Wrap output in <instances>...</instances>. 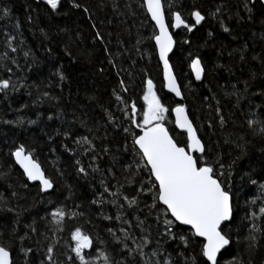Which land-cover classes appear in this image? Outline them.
Returning <instances> with one entry per match:
<instances>
[{
	"label": "trees",
	"instance_id": "1",
	"mask_svg": "<svg viewBox=\"0 0 264 264\" xmlns=\"http://www.w3.org/2000/svg\"><path fill=\"white\" fill-rule=\"evenodd\" d=\"M161 2L170 28L173 11L181 13L189 24H194L189 15L193 9L204 16L192 32L183 27L173 32L175 46L169 61L182 93L180 102L163 88L160 62L150 39L154 24L143 0H74L82 5L79 8L60 0L56 12L43 0H0V9L6 7L9 12L7 17L0 16V78H10L17 86L16 91L0 92V196L20 213L17 218L15 212L0 210V243L7 242L13 264H49L45 253L54 226L46 213L61 204L69 214L53 242L56 264L75 260L70 233L76 227L92 241L83 251L98 255L99 248L111 256V264H155L164 258H170L172 264H185L189 254L197 255L195 245L186 248L178 239L160 236L163 221L157 220V210L148 207L151 195L137 192L141 180L144 187H152L147 173L127 182L131 172L124 166L135 171L139 161L131 133L139 131L123 112L130 111L126 104L131 103L142 111L140 97L146 79L153 81L154 91L167 109L163 123L176 142L186 144L185 133L175 128L171 116V108L180 103L201 139L206 158L212 161L219 156L226 177L228 164L235 161L228 186L235 208L230 234L238 240L221 250L218 264L237 255L243 264H264V232L251 251L245 250L243 240L247 201L254 199L252 207L258 209L264 198L258 192L264 182V135L253 134L246 123L253 109L258 117H264V97L259 95L264 91V6L259 0H247L252 9L249 19L241 6L244 0ZM237 13L243 19L238 21ZM221 20L228 32L220 27ZM97 33L102 40L95 38ZM6 35L13 36L16 51L5 44ZM24 52L29 55L25 57ZM193 56L201 59L204 68L199 81L190 70ZM57 68L65 76L62 81L54 74ZM236 90L240 98L231 94ZM43 92L54 99L43 97ZM105 109L113 123L108 122ZM17 117L23 123H4ZM28 120L35 123L28 124ZM124 128L129 129L128 135ZM78 137H87L92 148L85 151L87 144L77 145ZM21 144L32 150V158L53 182L50 191L40 192L39 184L29 182L15 164L10 152ZM79 167L86 172L79 173ZM125 196L136 197L138 204L129 206ZM26 224H31L35 233L31 227L26 229ZM261 227L264 229V223ZM184 233L190 236L186 226ZM141 236L150 241L144 246L143 260L139 255L128 256L121 244L134 248L132 237L139 242ZM21 247L29 250L27 256ZM154 250L160 254L152 256ZM187 264H193L190 258Z\"/></svg>",
	"mask_w": 264,
	"mask_h": 264
},
{
	"label": "snow or ice",
	"instance_id": "2",
	"mask_svg": "<svg viewBox=\"0 0 264 264\" xmlns=\"http://www.w3.org/2000/svg\"><path fill=\"white\" fill-rule=\"evenodd\" d=\"M43 2L52 12L58 11L60 0H43ZM169 2L171 4L172 0H169ZM68 3L72 7H82V5L74 3V0H68ZM259 3L261 6H264V0H259ZM142 6L147 16L154 23V30L150 39L155 42V51L159 62L163 66L164 87L179 96L181 93L177 89L176 81L171 75L172 70L168 59L169 52L173 49L174 41L165 21L161 0H143ZM241 6L249 14L250 19L252 9L248 7L247 0H244ZM219 11L220 8L218 7L217 12ZM8 15L9 12L6 7L0 9V16L7 17ZM189 15L194 24L186 22L182 18L181 13L176 11L171 12V28L183 27L188 32H192L194 27L200 25L204 20V16L199 10L193 9ZM212 15L215 16L216 13H212ZM236 15L238 21L243 19L239 13ZM15 27H18V25H15ZM220 27L225 32L229 31L228 28L224 27V21L222 20L220 21ZM208 35L211 36L212 33H208ZM95 38L102 40L99 33H97ZM12 42L13 36L6 35L5 44L7 47L12 48ZM137 43H140V41L138 40ZM184 43L187 44L189 41L185 40ZM12 51H16V49L12 48ZM105 51L107 52V49ZM28 55V52H24L25 57ZM113 66L115 67V65ZM190 67L195 79L201 80V75L204 71L201 59L193 56ZM54 74L61 81L65 79L60 68H57ZM245 85L246 91L247 82H245ZM233 88H235V85H233ZM9 90L16 91V84L10 78H0V92L7 94ZM231 94L240 98L239 90L233 91ZM259 95L264 97V91H261ZM42 96L47 99H54V97L49 96L48 92H43ZM37 99H40V97H37ZM117 99L119 100L120 97L117 96ZM140 99L143 101L142 111L135 103H131L126 104V108H130V111L123 112L131 125L139 130L138 134L135 132L131 133L133 151L139 156V161L136 163L135 171H132L130 165L124 166L125 171L131 172V176L127 178V182L132 183L133 176L139 177L142 172L147 173V183L152 187H144V181L141 180V187L137 189V192L138 194L147 192L151 195L152 203L148 207L157 210V220L160 221L162 219L163 221V232L160 233V236L174 241L178 239L186 248L190 243L198 247L197 255L191 256L189 254V257L185 258V264H187L189 258L193 264H218V254L221 250L229 246L233 239L238 240L237 237H233L230 234V226L232 218L235 215V208L233 205V193L228 186L231 182V169L235 161L228 164L226 177L225 165L220 162L219 156L212 161L206 158L201 139L198 138L193 123L189 120L185 107L182 104H177L171 108V113L175 118V127L184 130L187 134L186 144L176 142L163 123L166 119L165 112L167 109L158 99L151 79L144 81L143 95ZM21 107H24V105H21ZM217 112H219V109H217ZM105 115L108 117V122L113 123V117L106 109ZM49 119H51V116ZM220 122L223 124V119ZM4 123L21 124L23 120L17 117L14 121L6 120ZM27 123L33 124L35 121L28 120ZM81 123L83 124V122ZM246 123L253 131V134L264 135V117H258L255 109L250 112V118L247 119ZM124 133L128 135L129 129L124 128ZM64 135L67 136L68 132L65 131ZM75 143L77 145L87 144L88 148L85 151L92 148V142L87 137H78ZM240 147L241 154L243 155V146ZM10 155L23 170V175L28 181H39L40 192H46L54 187L51 179L45 176L40 165L32 158V150L21 144L15 146L11 150ZM92 159L94 161L96 157L93 156ZM77 164H79V160H77ZM77 171L79 173L86 172L83 167H79ZM109 172L111 174V169ZM248 183L254 185L256 181L248 179ZM258 192L264 195V182L260 183ZM13 196H15V193H13ZM124 199L129 206L138 204L136 197L128 198L125 196ZM255 202L252 198L247 201L249 209L245 215V219H247L248 224L243 236L246 251H251L257 246L258 237L264 232V229L261 227V224L264 223V198L260 199L261 206L258 209L252 207ZM0 210L15 212L17 218L20 215L14 207L8 206L7 199L3 196H0ZM68 214L69 212L65 210L62 204L57 205L50 212L46 213L47 216L51 217L50 224L54 226L51 228L52 236L45 253V260L49 264H56L53 258L55 251L53 242L57 239L56 232L60 229L63 218ZM72 215H75V213H72ZM41 219L45 218L41 217ZM117 219H120L119 213ZM15 223L16 221L14 220L13 224L15 225ZM226 224L229 225L228 230H225ZM185 226L190 236L184 233ZM24 227L26 229L31 227L33 233L36 231L31 224H26ZM177 229H180V231H177ZM12 231L15 232L14 227ZM109 232H111V229H109ZM121 232L123 233L124 230L121 229ZM40 235L43 236L44 234L41 233ZM70 235L72 241L71 253L74 254L75 260L69 261L68 264H75V261H79V264H97V261H100L101 264H111V256L105 254L99 248L96 249L98 255L83 251L89 248L92 241L87 234L83 233L80 227H76L71 231ZM196 238H200V240L197 241ZM19 239L24 240L25 236H20ZM132 239L134 241V248H130L126 243L121 241L123 248L127 251L128 256L139 255L141 260H143L145 256L144 246L150 244L149 238L141 236L139 242H136L134 237ZM157 243L159 245V241ZM20 251L27 256L29 250L21 247ZM159 254L155 250L151 253L152 256ZM10 256L11 249L7 246V242L0 243V264H13ZM60 264H65V262L61 261ZM146 264H150V262H146ZM155 264H172V261L170 258H164L162 261L157 260ZM226 264H243V262L237 255L233 256Z\"/></svg>",
	"mask_w": 264,
	"mask_h": 264
},
{
	"label": "water",
	"instance_id": "3",
	"mask_svg": "<svg viewBox=\"0 0 264 264\" xmlns=\"http://www.w3.org/2000/svg\"><path fill=\"white\" fill-rule=\"evenodd\" d=\"M161 5H162V2H161ZM162 11H163V13H164V9H163V5H162ZM164 16H165V14H164ZM150 18V17H149ZM151 20V19H150ZM165 21H166V18H165ZM154 24V23H153ZM166 24H167V21H166ZM168 25V24H167ZM169 27V26H168ZM179 28H176V29H172V28H170L169 27V32H170V34L173 36V32H175L176 30H178ZM173 41H174V38H173ZM154 44H155V42H154ZM174 46H175V41H174V44H173V49H174ZM173 49L169 52V56H170V54L172 53V51H173ZM158 56V55H157ZM169 56H168V59H169ZM159 60V59H158ZM169 65H170V68H171V75H172V77L175 79V81H176V86H177V89L180 91V93H181V90H180V87H179V84H178V81H177V79H176V76H175V74H174V71H173V69H172V67H171V64H170V61H169ZM160 66H161V76H162V81H163V88H164V90L166 91V92H168V93H170V94H172L179 102L182 100V93L179 95V96H177L176 94H175V92H172V91H170L168 88H165L164 87V83H165V81H164V70H163V66H162V64L160 63ZM190 70H191V67H190ZM191 73H192V70H191ZM193 75V74H192ZM202 76H203V72H202V75H201V78H202ZM193 77L195 78V76L193 75ZM178 104H180V103H178ZM177 105V104H176ZM175 105V106H176ZM175 106H173V107H175ZM172 107V108H173ZM185 112H186V114H187V111H186V108H185ZM188 115V114H187ZM171 116H172V119H173V124H174V126H175V118H174V116L172 115V113H171ZM190 120V119H189ZM176 128V127H175ZM177 129V128H176ZM195 129V128H194ZM178 131H181V132H184L185 133V135H187L186 134V132L184 131V130H182V129H177ZM139 131V130H138ZM199 155V154H198ZM13 158V157H12ZM13 160H14V162H15V159L13 158ZM36 161V160H35ZM37 162V161H36ZM38 163V162H37ZM16 164V163H15ZM39 164V163H38ZM17 165V164H16ZM40 165V164H39ZM18 167H19V165H17ZM41 167V166H40ZM20 168V167H19ZM20 170L23 172V170L20 168ZM41 170H42V168H41ZM42 172L44 173V171L42 170ZM27 179V178H26ZM29 182H36V183H38L39 184V181H29ZM51 190V189H50ZM50 190H47V191H50ZM46 191V192H47ZM200 239V238H199ZM10 258H11V256H10Z\"/></svg>",
	"mask_w": 264,
	"mask_h": 264
}]
</instances>
